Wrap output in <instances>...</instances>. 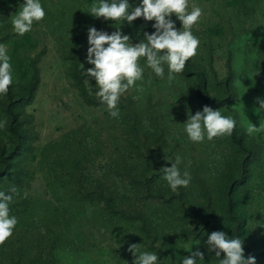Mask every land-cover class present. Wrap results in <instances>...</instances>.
Segmentation results:
<instances>
[{"label":"rangeland","instance_id":"374dc122","mask_svg":"<svg viewBox=\"0 0 264 264\" xmlns=\"http://www.w3.org/2000/svg\"><path fill=\"white\" fill-rule=\"evenodd\" d=\"M40 2L45 19L19 36L11 16L24 0H0V43L14 75L0 96V191L17 188L9 209L18 220L0 264H132V243L159 264H179L200 244L198 264H218L204 245L212 231L241 238L245 256L264 264V134L245 132L248 120L258 127L264 117L254 111L264 99V0H189L203 9L192 28L197 55L171 83L167 67L160 79L142 59L144 79L121 97L119 119L81 75L92 67L89 27L111 34L119 25L88 13L99 0ZM154 23L141 17L121 31L135 44ZM197 73L206 100L195 91ZM205 105L236 120L241 145L230 136L188 139V112ZM165 155L182 158L187 188L173 192L162 178Z\"/></svg>","mask_w":264,"mask_h":264},{"label":"clouds","instance_id":"9594fccd","mask_svg":"<svg viewBox=\"0 0 264 264\" xmlns=\"http://www.w3.org/2000/svg\"><path fill=\"white\" fill-rule=\"evenodd\" d=\"M88 13L94 18L111 20L119 25L111 34L89 27L86 61L92 67L81 71L86 84L91 85L90 80L95 81L94 95L114 119L120 118L118 106L121 97L144 79V68L140 64L142 59L146 61L147 68L160 79L165 78L167 67V80L171 83L184 72L187 61L197 55L200 40L193 34L192 28L199 22L203 9L195 4L190 5L189 0H141L135 7L129 0H99L98 4L90 6ZM173 15L180 22V28L176 27ZM45 16L46 11L40 0H24L16 14L11 16L13 32L23 36L31 32L33 24L43 21ZM141 17L146 21H155V31L151 34L145 32L144 38L133 44L131 37L122 33L121 26L125 22L131 25ZM13 82V66L7 46L0 43V96L8 94ZM235 84L243 85L240 79ZM88 90L93 94L92 87ZM137 90L143 91V88ZM256 103L259 107L254 111L259 115L264 112V99L257 97ZM183 124L184 132L193 143H202L205 138L211 142L215 138L231 136L236 128V120L232 116L224 115L220 109L214 110L207 105L194 115L189 111ZM6 125L7 120L0 121V128ZM245 132L252 137L264 134V117L260 119L258 127L248 120ZM164 159L171 163L170 167L160 169L169 188L173 192L181 187L187 188L192 177L187 168L181 171L179 165L182 158L179 155H165ZM15 194V185L8 189L7 194L0 191V246L13 236L18 223L17 217L10 215L9 209ZM199 245L188 250V255L182 257L179 264H198V261H204L205 252ZM204 245L208 253L215 254L218 264H256L254 256H245L244 241L239 237H229L224 231H212L207 235ZM127 251L134 257L132 264H159L158 254L142 250L141 243L129 244Z\"/></svg>","mask_w":264,"mask_h":264},{"label":"trees","instance_id":"16d2710c","mask_svg":"<svg viewBox=\"0 0 264 264\" xmlns=\"http://www.w3.org/2000/svg\"><path fill=\"white\" fill-rule=\"evenodd\" d=\"M129 2H131L132 4L134 5H139L138 2L136 1H133V0H129ZM147 33L151 34L152 32H150L149 30H147ZM187 65V63H186ZM196 83H195V91L196 93L203 99L206 100V98L204 97V91H203V75L201 73H197L196 74ZM231 139L236 142L237 144L241 145V139L236 135L235 131L232 133V135L230 136ZM250 153V151H249ZM231 207H232V203H231V200H229V203H228V215L231 219H234V217L232 216L231 214ZM235 220V219H234Z\"/></svg>","mask_w":264,"mask_h":264}]
</instances>
